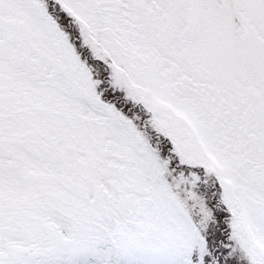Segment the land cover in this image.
<instances>
[{"label": "snow or ice", "instance_id": "1", "mask_svg": "<svg viewBox=\"0 0 264 264\" xmlns=\"http://www.w3.org/2000/svg\"><path fill=\"white\" fill-rule=\"evenodd\" d=\"M0 264H264V0H0Z\"/></svg>", "mask_w": 264, "mask_h": 264}]
</instances>
